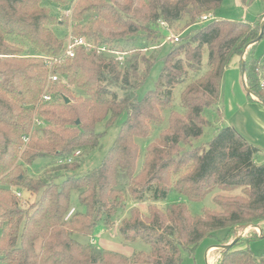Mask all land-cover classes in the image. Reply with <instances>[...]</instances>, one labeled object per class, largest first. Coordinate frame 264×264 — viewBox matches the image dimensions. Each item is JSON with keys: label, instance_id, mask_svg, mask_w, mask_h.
<instances>
[{"label": "trees", "instance_id": "obj_1", "mask_svg": "<svg viewBox=\"0 0 264 264\" xmlns=\"http://www.w3.org/2000/svg\"><path fill=\"white\" fill-rule=\"evenodd\" d=\"M48 1L66 14L43 0H0V264H185L183 253L193 255L204 238L228 244L251 225L262 234L252 228L233 247L213 249L214 264H264L249 246L264 236L260 148L231 125L207 144H193L223 117L221 85L235 57L242 71L244 63L248 98L264 104L257 43L248 47L260 36L262 16L215 17L224 0ZM205 14L213 18L203 21ZM61 28L64 37L56 32ZM171 32L179 40L168 45L155 89L139 98ZM70 35L93 46L67 57ZM179 85L180 111L173 99ZM166 109L167 124L146 146L139 168L137 138L149 137ZM123 114L102 162L81 173L106 134L97 125L109 128ZM39 159L48 160L45 172L34 177L28 171ZM217 188L240 192L216 194L217 208L198 214L182 198L169 201L172 192L202 201ZM18 193L36 197L24 207ZM73 194L79 208L72 207ZM99 225L116 226L124 243L141 241L149 249L126 255L75 238L92 237Z\"/></svg>", "mask_w": 264, "mask_h": 264}, {"label": "rangeland", "instance_id": "obj_2", "mask_svg": "<svg viewBox=\"0 0 264 264\" xmlns=\"http://www.w3.org/2000/svg\"><path fill=\"white\" fill-rule=\"evenodd\" d=\"M43 2L51 8V10L54 13L57 14H64V9H57V6L49 2L48 0H43ZM70 13V12H67ZM66 14V13H65ZM264 15V5L261 0H248L247 4L242 3L240 0H224L220 8L217 9L215 12V17L218 18H224L228 20H246V21H254L259 16ZM64 28L57 29L56 32L60 37H64L63 35ZM181 34H186L187 31L181 30L178 31ZM172 34L176 35L174 32H171ZM170 34V33H169ZM168 34V36H169ZM139 42V38L137 40ZM170 40L166 39L163 41V43L159 46V49H161V46L165 44V48L162 50L158 62L154 65L151 75L148 78V80L145 82V84L138 90V96L139 98L145 97L150 91L154 90L156 87V83L158 81V78L160 76L162 67H163V57L166 55V53L169 50V44ZM254 54L255 56L260 59L259 63L257 64V67L261 70L260 74L264 72V38L261 39L259 42H257L255 48H254ZM243 58H245V54L243 55ZM205 59H207V54H205ZM240 58L235 57L233 59V62H235V65L238 67V73L241 74V68H240ZM232 62V63H233ZM231 72L227 74V77L225 79V89L228 91V85L230 84L231 79ZM264 82V80L262 81ZM183 89V85H179L174 90V106L175 109L180 111L181 110V91ZM229 94V93H228ZM246 94V92H245ZM232 96V95H231ZM230 94L228 96H225L222 94V98L219 104V107L223 110V117L220 119H213L211 124L206 126L204 128L203 135L199 137L198 139L193 141L194 146H200L207 144L210 140L213 139V137L225 126H233L235 127L239 132L242 133V135L247 138L251 143L256 145L260 148V152L256 156V162L262 163L264 162V104L257 102V101H251L249 98L247 107H240L239 104L234 100ZM170 114V110L166 109L163 111L164 115V121L158 125L154 126L152 129V132L149 137L147 138H137V142L141 146V153L138 160V167L140 168L144 159L145 155V148L146 146L153 142L159 135L160 130L163 129L168 121ZM126 119V115L123 114L119 117L116 124L113 126L106 128L105 122H101L97 125L98 131H105L106 134L102 138L101 141V147L94 152H91L90 154L86 155L84 158V161L82 163V166L80 168V172L84 173L87 172L95 167H97L110 148L112 147L115 139L118 136L120 125L122 122ZM48 160L46 159H39L37 160L31 168H29V174H31L34 177H39L45 172V168H42ZM240 192V190H235L233 193L224 192L223 190L217 188L211 193H209L202 201L192 202L187 200L185 197L180 196L176 192H172L169 197V201H175L177 198H182L184 201H186L189 205V208L193 214L201 213V210L204 207L208 208H217L214 203V196L216 194H235ZM35 194H23L22 197V205L24 207H29L35 200ZM142 208H146V204L141 205ZM72 207L79 208V202L76 194L72 195ZM262 227H264V224H262ZM250 229H252L251 226L245 228L242 232V235H245ZM260 234H262L263 230L262 228L256 227L255 228ZM107 230V231H106ZM104 229L103 225H99L95 234L92 237H85L78 234H75V238L78 239L81 242H89L91 239L94 240V243L98 245L99 247L113 250L117 252L124 253L126 255H131L135 250H145L147 251L149 249V246L141 241H136L132 243H124L118 228L115 226L110 229ZM225 231L219 230L217 232L218 237H223ZM2 234V227L0 226V235ZM217 240L216 238H204L200 244L197 246L195 252L193 255H189L188 253H183L184 263L185 264H209L208 258L206 257V251L207 249L212 246L216 245ZM250 249L257 255H264V236L255 238L250 242ZM243 247H246L243 245ZM213 249H216V247L211 248L209 250V254L211 255V258H215L214 253L212 252ZM212 252V254H211Z\"/></svg>", "mask_w": 264, "mask_h": 264}, {"label": "crops", "instance_id": "obj_3", "mask_svg": "<svg viewBox=\"0 0 264 264\" xmlns=\"http://www.w3.org/2000/svg\"><path fill=\"white\" fill-rule=\"evenodd\" d=\"M238 66L235 65V62L232 63L231 67H229L223 77L222 80V85H221V89H222V94H224L225 96H228L230 94V96L236 100V102L239 104L240 107H247L248 104V92L245 89L244 86V77H243V71L241 69V74L238 73ZM241 68V66H240ZM231 72V79H230V84L227 86L228 87V91L227 89H225V79L227 77V74ZM246 92V94H245ZM229 93V94H228ZM252 98L254 100H257L256 96L252 95ZM242 134V133H241ZM244 135V134H243ZM245 136V135H244ZM246 137V136H245ZM264 163V162H262ZM107 231V230H106ZM211 248H214V245L210 246L207 251H206V257L208 258L209 264H214L215 263V259H213V257L211 258V255L209 254V250Z\"/></svg>", "mask_w": 264, "mask_h": 264}, {"label": "built area", "instance_id": "obj_4", "mask_svg": "<svg viewBox=\"0 0 264 264\" xmlns=\"http://www.w3.org/2000/svg\"><path fill=\"white\" fill-rule=\"evenodd\" d=\"M211 18H213L212 14H205L202 17V20L203 21H207V20H210ZM161 26L167 27V23L166 22H161ZM167 39H169L171 42H177L179 40V36L170 33L169 36H167ZM82 46L87 47V48H91L93 45L91 43L87 42L82 37H74V36L70 35L67 38V41H66L64 55L67 56V57H71L72 58L76 54V49L79 48V47H82ZM105 50H106L105 46H102V47L99 48V52L105 51ZM116 53L118 54V60L122 61L124 59L123 54H120L118 52H116ZM55 61H58V59H55ZM57 78L58 77L56 75L51 76L52 80H57ZM262 85L264 86V82L262 83ZM44 99L45 100H50L51 96L50 95H45ZM38 124H40V123H38ZM79 154H80L79 151L75 153V155H79ZM67 161L71 162L72 159H68ZM59 163H63V161H59ZM17 195H18V197H22V193H18ZM73 211H74V209H72L70 211L69 216L73 213Z\"/></svg>", "mask_w": 264, "mask_h": 264}, {"label": "water", "instance_id": "obj_5", "mask_svg": "<svg viewBox=\"0 0 264 264\" xmlns=\"http://www.w3.org/2000/svg\"><path fill=\"white\" fill-rule=\"evenodd\" d=\"M264 34V15H263V18H262V28H261V33H260V36L258 37L257 40L251 42L248 47L254 45L255 43H257L259 40H261L262 36ZM244 59V58H243ZM242 67H243V77H244V86H245V89L247 92H250L249 89H248V86H247V82H246V76H245V67H244V63L242 64ZM253 96H255L253 93H251ZM65 101L66 102H69V98L68 97H65ZM77 123H79V120L77 121ZM252 228H256V227H259V226H256V225H251ZM242 236V234L240 236H237L233 241H231L230 243L228 244H224V245H214V247L216 248H224V249H229L231 247H233L237 241L239 240V238Z\"/></svg>", "mask_w": 264, "mask_h": 264}]
</instances>
